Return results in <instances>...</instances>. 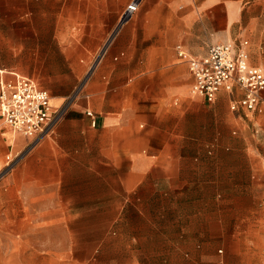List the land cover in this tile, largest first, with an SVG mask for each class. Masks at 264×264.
Wrapping results in <instances>:
<instances>
[{
	"label": "rangeland",
	"instance_id": "rangeland-1",
	"mask_svg": "<svg viewBox=\"0 0 264 264\" xmlns=\"http://www.w3.org/2000/svg\"><path fill=\"white\" fill-rule=\"evenodd\" d=\"M18 1L0 0V68L64 95L68 111L121 26L127 44L128 25H146L139 16L182 9L180 0L172 7L173 0H139L121 23L129 0H47L48 22L41 23L40 0ZM224 1L240 12L231 38L247 39L250 60L262 56L263 0ZM83 15L109 17L108 31L79 22ZM219 19L222 28L223 14ZM147 90L156 95L160 88ZM260 106L219 122L212 150L214 122L202 110V124L188 129L186 142L207 145L186 151V178L138 187L132 178H70V150L54 154L53 132L9 137L22 144L9 160L4 155L0 170V264H264V91Z\"/></svg>",
	"mask_w": 264,
	"mask_h": 264
},
{
	"label": "crops",
	"instance_id": "crops-1",
	"mask_svg": "<svg viewBox=\"0 0 264 264\" xmlns=\"http://www.w3.org/2000/svg\"><path fill=\"white\" fill-rule=\"evenodd\" d=\"M15 1L5 0L7 6H15ZM44 1L40 0L39 5L41 23L48 22ZM176 1L168 2V7ZM180 1V14L139 16L146 23L141 30L131 22L127 44L123 41L127 28L121 26L102 62L89 75L83 93L70 101L69 111L64 95L51 94L55 97L51 102L54 107H65L52 136L57 141L55 155L63 156L70 150V178H132L137 187L151 184L154 178H164L167 183L186 178V151H200L207 145L186 142L192 134L188 129L197 122L202 124V110L208 108L214 122L211 150L212 145L216 146L218 123L226 124L230 113H238L229 110V97L224 91L211 101L190 94L191 76L185 57H177L174 51L179 43L187 56L199 57L210 43L239 40L231 38L234 27L240 26L237 5L224 0H198L194 5L189 0ZM261 5L264 11V0ZM222 14L224 23L220 28ZM109 19L90 15L77 18L79 22L100 23L104 33L109 29ZM217 31L221 34H215ZM261 40L264 47V36ZM59 53L67 54L62 49ZM247 53L249 64L264 65V49L262 56L251 60L248 49ZM16 76L32 78L41 85L32 76L0 68V80ZM151 87L160 88L158 94L150 95L147 88ZM87 110L92 116L86 114ZM16 134L0 118V170L5 165L4 155L22 144L7 142ZM61 140L66 141L65 149ZM45 145V141L39 143Z\"/></svg>",
	"mask_w": 264,
	"mask_h": 264
},
{
	"label": "built area",
	"instance_id": "built-area-1",
	"mask_svg": "<svg viewBox=\"0 0 264 264\" xmlns=\"http://www.w3.org/2000/svg\"><path fill=\"white\" fill-rule=\"evenodd\" d=\"M138 3L139 0H129L121 23L137 10ZM246 47V39L214 42L208 44L204 55L191 57L176 43L175 54L185 57L191 76L190 93L211 101L218 92L224 91L229 97L230 111L260 112L264 65L249 64ZM51 97L50 91L32 78L1 79L0 118L13 132L31 139L52 132L63 117L65 107H54ZM86 114L92 116L90 110ZM10 155L5 158L9 160Z\"/></svg>",
	"mask_w": 264,
	"mask_h": 264
},
{
	"label": "bare ground",
	"instance_id": "bare-ground-1",
	"mask_svg": "<svg viewBox=\"0 0 264 264\" xmlns=\"http://www.w3.org/2000/svg\"><path fill=\"white\" fill-rule=\"evenodd\" d=\"M53 100H55V97L54 96H52V98L50 99V102H52Z\"/></svg>",
	"mask_w": 264,
	"mask_h": 264
}]
</instances>
